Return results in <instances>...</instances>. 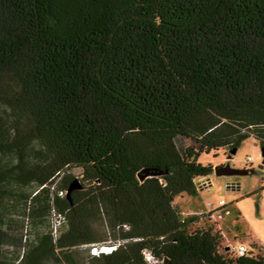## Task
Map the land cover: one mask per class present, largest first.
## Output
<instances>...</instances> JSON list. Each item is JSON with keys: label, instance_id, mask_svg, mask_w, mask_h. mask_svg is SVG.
I'll return each mask as SVG.
<instances>
[{"label": "trees", "instance_id": "1", "mask_svg": "<svg viewBox=\"0 0 264 264\" xmlns=\"http://www.w3.org/2000/svg\"><path fill=\"white\" fill-rule=\"evenodd\" d=\"M250 137L264 0H0V264H264L174 204Z\"/></svg>", "mask_w": 264, "mask_h": 264}, {"label": "rangeland", "instance_id": "2", "mask_svg": "<svg viewBox=\"0 0 264 264\" xmlns=\"http://www.w3.org/2000/svg\"><path fill=\"white\" fill-rule=\"evenodd\" d=\"M176 142L183 148L192 144L193 140L178 136ZM263 159L261 146L253 137L246 139L235 153H231L228 148L203 153L200 161L211 164L214 172L197 179V195L183 193L174 200V204L182 211V217L215 210L216 227L222 232V252L234 255L236 247L245 244L254 254L264 255V168L260 167ZM227 163L236 168L248 169L251 173L240 176L217 175L215 167ZM222 200L230 210L219 215L216 210L221 208ZM99 229L106 230L103 225ZM76 252L81 257L88 255L84 248H77Z\"/></svg>", "mask_w": 264, "mask_h": 264}, {"label": "built area", "instance_id": "3", "mask_svg": "<svg viewBox=\"0 0 264 264\" xmlns=\"http://www.w3.org/2000/svg\"><path fill=\"white\" fill-rule=\"evenodd\" d=\"M220 204H222V205H221V208H219V209L216 210L217 213H219V215H222V213L224 211L226 213H228L229 212V209H227L225 207L224 200H222ZM209 211H212V210H209ZM213 217L215 219V210H214V213H213ZM109 246L108 245L94 246V247H92V253L93 254H99L101 252H105V253L111 252L114 249V246H111V247H109ZM248 250L249 249H248V247L245 244H239L236 247V249H235V254H236V256H243V255H245L247 253ZM145 254H146V257H147V259L149 261H153L154 260L153 255L149 251H147Z\"/></svg>", "mask_w": 264, "mask_h": 264}, {"label": "water", "instance_id": "4", "mask_svg": "<svg viewBox=\"0 0 264 264\" xmlns=\"http://www.w3.org/2000/svg\"><path fill=\"white\" fill-rule=\"evenodd\" d=\"M236 150L237 149H233V150H230V151H231V153H235ZM261 154L264 157V148H261ZM231 155H230V157H231ZM260 167L264 168V159H263V162L260 164ZM215 171H216L217 175H226V176H231V175L240 176V175H243V174L251 173L248 169L236 168V167H233L230 163H227L224 166L215 167ZM76 187H79V188L81 187V184L79 183L78 180H75L72 183V185L69 188V192L73 188H76Z\"/></svg>", "mask_w": 264, "mask_h": 264}]
</instances>
